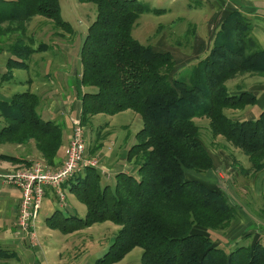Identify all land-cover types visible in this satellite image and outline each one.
Returning <instances> with one entry per match:
<instances>
[{"label": "trees", "instance_id": "1", "mask_svg": "<svg viewBox=\"0 0 264 264\" xmlns=\"http://www.w3.org/2000/svg\"><path fill=\"white\" fill-rule=\"evenodd\" d=\"M76 1L96 9L77 52L80 122L84 126L96 115L111 117L128 110L138 114L142 127L126 153L138 169L135 174L119 171L110 185L94 167L82 168L62 189L85 207L84 214L55 210L45 225L64 235L106 222L118 226L108 250L94 264L118 263L134 248L142 251L140 264H264V224H254L257 238L250 246L237 245L252 237L250 233L228 246L215 245L208 232L227 230L235 210L221 190L186 177L187 171L211 170L207 148L219 141L225 151L246 157L249 167L243 169L230 155L233 171L251 177L264 172V109L253 120L224 113L256 102L249 91L231 93L226 82L247 73L264 77V49L252 35L251 21L238 10L225 15L205 54L180 79L168 52L154 51L131 35L139 15L165 9L138 0ZM33 16L50 20L55 28H70L58 0H0V51L9 54L0 83L11 82L14 70H27L31 57L48 47L35 45L27 35ZM37 101L29 90L0 99V145L32 141L51 165L61 151L62 129L42 116ZM196 118L208 120L209 146ZM0 160L25 167L32 163L5 154Z\"/></svg>", "mask_w": 264, "mask_h": 264}, {"label": "rangeland", "instance_id": "2", "mask_svg": "<svg viewBox=\"0 0 264 264\" xmlns=\"http://www.w3.org/2000/svg\"><path fill=\"white\" fill-rule=\"evenodd\" d=\"M138 1L147 4L151 8L165 9V12L157 15L153 14V12L139 15L131 35L140 44L149 45L154 51L168 52L174 61L175 78L181 79V77H188L187 74H189L192 67L197 64V60L201 58L199 57L197 59L194 57V47L199 45V41H205L207 44V41L213 36L217 22L222 20L229 12L238 10L247 17L253 25L252 35L253 30L259 34L260 31H262L261 29H264V0ZM58 4L61 17L70 25V28L67 30L55 28L50 20L41 16H33L26 26L27 35L34 40L35 45L45 43L48 47L43 53L35 54L31 57L27 70H14L12 72L13 80L11 82L0 83V99H9L13 94L27 90L35 94L38 100L36 108L39 112L49 109L53 110L50 113H43L42 116L50 120H57L62 129V142H64L63 134L66 129L62 122H69L72 132V120L79 119V116H68L69 114L64 110L68 116L65 119L62 118L60 113L54 111L56 109L62 111L63 108L74 104L72 98V93H74L73 88L77 84V76L80 75L81 71V63L77 52H79L80 44L86 34L88 25H90L96 17V9L93 4H81L76 0H58ZM211 15L213 16L211 17ZM207 20H209V23H207L205 27V23L208 22ZM198 35L202 38H197ZM8 55L6 50L3 49L0 51V79L1 75L5 72V63L9 57ZM46 74H48V76ZM248 76L251 77L243 78V80L237 79L236 81L234 78L229 81L234 80L235 82H226L228 90L230 92L234 91V86L236 84L242 86L243 81L247 86L244 85L246 88L252 89L255 92L264 90V77L253 74H248ZM55 92H58V96L54 97L52 93L55 94ZM263 95L264 92L258 93L257 99L259 103H261ZM61 103L65 104L64 107ZM261 108V106L258 107L257 105L256 112L259 113L263 110V108ZM235 112H233V110H226L224 113L229 117L236 118L239 112ZM234 115H236V117H234ZM194 121L196 125L198 124L199 127L203 129L202 133L205 136L204 141L208 145L210 141V134H208L206 128L208 120L205 118H196ZM107 124L110 125L108 129L105 127ZM121 125H127V127H122ZM141 127L142 121L140 116L130 110L111 117L107 115L103 116V114L96 115L82 127L84 147L83 159L96 163L94 168L103 176V182L106 181V168L102 160L104 149L107 148V145H110V142L113 141V137L121 138L122 135H127L131 138L132 133L138 131ZM71 138L72 133L69 136L68 144ZM133 142H135V140ZM19 145V148L12 144L1 145L0 153L19 156L18 153L26 152L28 149L24 144ZM213 145L207 148L210 156L213 158V155H215V157H217L218 154L224 155V161L220 156L216 159V162L219 160L223 161V163L219 164L215 170L211 169L212 171L209 170L203 174L187 171L186 177L189 179H197L212 189L221 190L227 197L230 205L234 208L237 219L234 223V228L229 231L230 235L228 236L227 242L222 239L223 237L221 236H223V234L221 232H208L210 237L214 240H218L219 237H217V235H221L220 242L222 243L219 246H226L233 238L242 235L241 238H243L249 233L253 235L255 232L254 222L264 224V174L261 172L251 177L250 173L244 175L240 170L236 169L227 173L230 175V178L226 181L224 176L225 169L232 164L231 156L235 158L234 162L243 169L249 167L248 162L246 157L244 155L243 157L239 152L231 149H228V151L222 149L223 144L220 141L216 142L215 146ZM65 147L67 148L65 145L62 147V150ZM20 156L24 157V155ZM37 161H40L46 167L54 169L61 165L54 167L52 164H47L42 158L32 160L31 162ZM124 166L125 172L127 171V173H130V167L135 168L134 166L137 165L134 161H127L125 156ZM19 167H25V165H17L9 172L11 173ZM2 179L5 182L4 178ZM107 182L113 185L114 178L112 177L111 181L107 180ZM5 183L16 188L15 185L7 181ZM16 189L20 194V189ZM71 195L70 193H65L66 203L63 207L60 206L59 201L57 203L54 200L53 204H48L42 199L37 219L34 223L30 222L32 225L25 230L20 228L19 222L17 223L18 211L15 223L16 232L24 236L25 239H28L32 246H37L39 243L37 236L38 225L43 226L44 219L50 216L53 211L60 210L63 215H69L67 211L78 216L84 214L85 207ZM251 221H253V223ZM118 228V226L106 222L95 224L89 228L70 234H63L66 236L65 239L68 242V248L64 250L66 253L62 252L63 259L68 262H74V264L91 263V260L99 258L108 250ZM49 229L50 228L47 227V230ZM56 233L62 237V233L58 231H56ZM230 237L232 238L230 239ZM252 237L243 238L245 240H240L237 245L248 246L249 242H252ZM59 241L57 243H59ZM213 243L215 244L216 242L213 241ZM102 249L103 252H100ZM141 253V249L134 248L120 262L115 264H140Z\"/></svg>", "mask_w": 264, "mask_h": 264}, {"label": "crops", "instance_id": "3", "mask_svg": "<svg viewBox=\"0 0 264 264\" xmlns=\"http://www.w3.org/2000/svg\"><path fill=\"white\" fill-rule=\"evenodd\" d=\"M212 16L213 15H211V17ZM207 21L208 22L205 23V27L207 26V23H209V20H207ZM218 23H219V21L217 22V25H218ZM261 30L262 31H260L259 34H257L255 32V30H253V35L257 39L259 45L264 49V29H261ZM197 38L201 39L202 37L200 35H198ZM211 38H210V40L207 41V44L205 43V41H203V42L199 41V45L194 47L193 51L195 54L194 55L195 58L198 59L199 57H202L205 54V51L208 49V46L210 44ZM80 73H81V71H80ZM46 75L48 76V74H46ZM79 77H80V75L77 76V79ZM246 77H251V76H248V73H247L246 75L236 77L235 81L237 79L243 80V78H246ZM235 81L233 80V81H229V82H235ZM244 85H245L244 81H243V85H242L243 87L236 84L234 86L235 90L231 91V93L237 94L239 92V90L249 91L255 95L256 102H255V105H253L251 107L247 106L243 110L236 111V112H239V115H237V117H236V115H234V117H236L234 119L253 120L262 111L261 110L259 113L256 112L257 111L256 110L257 105H258V107L261 106L264 109V95L262 96L261 103H259L258 99H257L258 93L259 92L262 93V92H264V90H258L257 92H255L252 89L246 88L247 86L245 85L246 86L245 87ZM73 90H74L73 91L74 93H72V98L74 100V104L72 106H67L66 108H63L62 111H59L57 109L54 111V112L60 113L62 118L66 119L68 116H71V117L79 116V113H80V106H79L80 105V97L76 93L77 91H76L75 86H74ZM52 96H54V97L58 96V92H55V94L52 93ZM61 104L64 107L65 104L64 103H61ZM72 109H73V111H72ZM64 110L69 114L68 116ZM51 111H53V110L49 109L47 111L41 112V114L43 115V113H47V112L50 113ZM233 112H235V111H233ZM55 121H57V120H55ZM62 123L66 129L64 134H63V141L64 142H62V143L64 145L62 144L61 151L58 152L55 159H53L54 161L52 163V166H54V167H56L62 163V160L64 158V149H65V148H63V150H62V147H64L65 145L68 144V139H69V136L71 134V133H69V132H71L70 123L65 122V121ZM121 126L127 127V125H121ZM105 127H107L106 129H108V127H110V125L107 124V125H105ZM136 132L132 133L131 138H129L127 135H122L121 138L113 137V141H111L110 145H107V148L104 149V152L102 155L103 156L102 160H103L104 167L106 168V173H105L106 174L105 175L106 181H104L106 184H109L110 182H107V180L111 181L112 177L114 178V175L116 173H118L119 171L125 172V166H124L125 156H126L128 148L131 146V144L134 143L133 142L135 140L134 134ZM24 146L25 147L27 146L26 147V148H28L27 151L22 152V153H18L19 156L14 155L13 157L25 158V159H28L30 161L31 160H37V159L41 158V157H39V155H38V153L34 147V143L32 141H29ZM16 147L19 148L20 145H16ZM0 154H2V153H0ZM20 155H24V157H21ZM10 156H12V155H10ZM218 156L222 157V159L224 161V155L218 154L217 157ZM217 157H215V155H213V158L211 157L212 162H213V166L211 168L212 170H215L219 164L223 163V161H219V160H217V162H216ZM17 165H19V164H13V163L8 162V161H1L0 160V175L8 173L12 169H14ZM134 167L135 168L130 167V173H132V174H135L137 171L136 170L137 166H134ZM231 171H232V167L227 166V169H225V175H224L226 181H228V178H230V175L227 173H230ZM128 172H129V170H128ZM262 174H264V172ZM63 191H65V190L63 189ZM65 193H66V191H65ZM71 196H73V195H71ZM19 200H20L19 191L16 188H14L13 186L6 184L0 176V264H74V262L65 261L62 257V252H65L64 250L66 248H68L67 247L68 242L65 239L66 236H64L62 234V237H61L58 233H56L57 230H50V229L47 230V227L45 225V219L43 221V226L38 225V230H37L38 235L37 236L39 239V243L37 246H32L29 243L28 239H25L24 236H22L21 234L16 232L15 223H16V217H17V212H18ZM44 200L48 204H53L54 200H55V202L58 203V201H56L54 193L48 189L46 190ZM67 213L72 214V212H69V211H67ZM236 219H237V217L235 216L234 220L231 222L228 229L225 230L223 233L221 232L223 234V236L217 235V237H219V239L213 240L214 242H216L215 244L217 246L221 245V243H222V242H220L221 237H223L222 239H224V241L227 242L228 236L230 235L229 231H231L234 228V223H235ZM251 222L253 223V221H251ZM254 223H253V225H254ZM231 234H232V232H231ZM242 236L236 237L233 239H231L232 237H230V239H231L230 243L240 239ZM255 238H257L256 232H254V234H253L252 242L254 241ZM58 241H59V243H57ZM252 242H249L248 246H250L252 244ZM230 243H227L226 246H228V244H230ZM100 252H103V249ZM82 257H81V259H82ZM96 259L97 258H94V260L90 261L91 263H87V264H94Z\"/></svg>", "mask_w": 264, "mask_h": 264}, {"label": "built area", "instance_id": "4", "mask_svg": "<svg viewBox=\"0 0 264 264\" xmlns=\"http://www.w3.org/2000/svg\"><path fill=\"white\" fill-rule=\"evenodd\" d=\"M72 138L64 151V159L58 168L46 167L40 161L29 166L19 167L13 172L1 174L5 182L20 189L18 221L21 229L25 230L37 219L42 199L46 190H50L58 198L60 206L65 205L63 183L84 167H95L96 163L83 159V126L79 119L72 120Z\"/></svg>", "mask_w": 264, "mask_h": 264}]
</instances>
